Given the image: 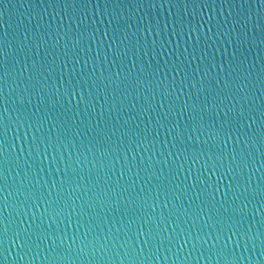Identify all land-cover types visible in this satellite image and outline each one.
<instances>
[{
  "label": "water",
  "instance_id": "water-1",
  "mask_svg": "<svg viewBox=\"0 0 264 264\" xmlns=\"http://www.w3.org/2000/svg\"><path fill=\"white\" fill-rule=\"evenodd\" d=\"M163 0H157L155 8L147 6L138 9L129 7V0H123L121 8L116 11L123 14L128 24L132 25V31H135L137 21L141 17H146L144 26L147 27L149 19L152 23L159 22L161 34L155 36L147 32L140 34L139 53L136 52L135 45L136 36L131 37V44L127 57H123L113 62L111 53H109L106 63L96 65L93 72V63L90 61L87 68H83L84 60L88 53L83 50H72V44L68 43L66 48V40L61 39L57 44L59 37L56 35L57 26L62 22L63 31L71 28L70 35H75L77 31H84L85 38L81 47L88 49L91 45L90 55L95 57L98 49H107V45L111 42L112 31L108 28V20L113 13L114 5L109 3L105 8V0H91L85 9L83 3H76L75 6L69 3L65 12L63 2L57 3L56 0H3L0 2V38H7L11 41L15 48H9L8 51L12 55L8 58V74L0 67V122H9V132L7 134L8 142L13 146L10 149L11 155L8 153L0 155V230L5 225L9 228V236L19 228L22 232V239L15 244L5 243L6 253H0V264H50V256L62 255L66 259L62 264H127L125 254L132 248L143 247L144 235L137 232L138 226L145 220L150 221L154 231L160 232L153 242L152 264H221L210 251L215 236L221 225L217 221L224 222V236L220 240V245L224 243V238L231 235L229 227L233 221L240 220V215L234 213V209L243 207L247 204L245 214L241 224H237V235L232 236L228 242L229 248L235 250L238 257L236 264H264V241L257 242L255 240L256 232H264V207H261V201L258 195L260 186L264 183V145H261L259 138L251 139L252 133L247 129H243V133L234 132L232 139L228 141L227 147L224 146L226 137L217 136L210 139V133L207 129L194 133L193 147L199 152L203 149L198 162L188 160L184 163L183 168H179V164L183 162V157L174 166L175 171L170 172L168 163L176 160L177 149L172 147V138L169 135L168 123L175 124L179 121L180 125L184 123L192 115L189 109L180 115V105L188 101L190 104L197 95L199 89L200 102L204 103L207 96L208 111L203 113L205 123L212 120L219 122L224 116V105L215 107V101L212 95L215 90L222 87L229 61L232 57V47L227 44H214L207 48V58L203 59V50L205 43L201 32H207L208 23H205L209 17L215 16L212 21L216 24L218 21L223 22L224 18L231 12L235 15L240 12V0H235V8L230 7V3H216L211 7L204 8L202 4L204 0H195V3H189L187 8V18L191 19L195 16L197 25L203 24V28L198 31H189L185 27L180 35L173 34L174 25L172 21L179 16L185 15L183 5L179 8H172L168 3H161ZM231 2V0H230ZM211 4V0H208ZM251 5L246 4L244 13L247 16L249 11L251 19L248 23L249 35L253 32L257 36V45H259V33L256 28L258 18L264 13L259 12V0H249ZM99 4V8H97ZM59 13V14H57ZM75 14L78 19L86 20L84 25H78L70 20ZM55 17V19H53ZM130 17V18H129ZM148 18V19H147ZM95 21V23H93ZM52 24V39L45 36L46 44H41L39 48L34 43H30L33 39V33L37 31V26L42 25L41 31L47 29ZM167 25V30L163 31ZM99 28L96 32V40L89 41L95 28ZM108 28V37H104V31ZM63 31L61 35H63ZM179 32V29H176ZM215 32L216 29L213 28ZM122 35V34H121ZM28 40H25V37ZM145 38H147L145 48ZM200 38L197 45V38ZM103 39V45L100 41ZM156 43L153 46V40ZM223 40L224 37L221 36ZM22 43H28V48H21ZM118 43V41H117ZM128 44V41H125ZM163 45V47H161ZM116 44H113L115 49ZM178 47V51H177ZM187 49V52H185ZM195 49V51H194ZM79 50L80 63L75 64L73 60L75 51ZM121 45V51H124ZM68 51L66 57L64 53ZM147 51L148 55H144ZM248 65H255L252 71L255 75L252 77V93L256 97V116L259 120V107L261 100L264 99L262 90L258 82V74L260 71V48L244 49ZM193 54L197 59H193ZM180 56V60L184 62V66L189 73V81L191 84H197L196 89H192L185 85L183 90L180 88V77H175V73L171 71L173 62L176 57ZM4 57L0 56V62L4 61ZM70 60V61H69ZM100 60L104 61V51L100 50ZM19 61V62H17ZM33 61L43 65L45 68L49 64H53L55 71L51 73L52 77L47 81L48 86L53 83L59 87L61 81L65 84L69 79L87 81L92 84L93 81L104 84L109 83L104 80V76L112 75L114 86L119 85L121 89L126 87V83H121L124 76L129 72L133 78L136 72L143 66L144 77L152 78L155 73V79L165 80L169 86L172 85L173 78L176 79L175 96H179L175 111L171 113L168 121H164L165 127L156 126V120H163L164 111L168 108L165 102L164 110H160V117L156 113H129L128 111L120 114L104 112V119L108 122L109 128L119 119L122 125L128 120L129 115L137 116L130 124L138 125L141 135L144 130L150 134L142 146L137 147L135 143L129 146H116V137L112 141L107 140V136L101 133L97 136L95 125L100 119L103 98L92 99V106L95 112L86 114L85 109L89 99L88 84L84 85V101H79L80 88L77 87V95L68 97L62 95L57 99L51 93L47 95L36 93L30 95L25 92L24 84L17 87L20 82L18 73L24 63L31 68ZM65 64L67 67H65ZM135 64V67L133 65ZM214 64L215 67L209 66V75L204 76L205 65ZM15 65L13 68L12 66ZM190 65V66H189ZM200 71H197V68ZM225 71H220L221 68ZM103 72V76L101 73ZM117 73H120L117 78ZM48 73H45L47 75ZM30 73H23V80L28 81ZM183 76V73H181ZM194 76V80L192 77ZM203 80V88L200 81ZM29 83H34L30 81ZM103 87V84H101ZM207 89V92L204 91ZM63 92V89L61 90ZM129 91H132L129 89ZM103 95V93H101ZM132 95L139 96L140 100H134V103H143V98L147 95L146 91L141 88L139 93L132 92ZM43 96V99L41 97ZM175 96L173 99H175ZM151 100V97H148ZM111 102V101H110ZM161 102V97L157 93L151 103L157 108ZM225 103H230L226 101ZM39 109V111H38ZM70 109V110H69ZM224 109V110H222ZM79 113V115H77ZM219 113V115H217ZM46 116L44 127L40 132L35 129L29 131L26 127H18V121L28 122V118L32 120ZM199 117H197V120ZM75 120V124H73ZM67 121L66 139L57 145L48 147L46 152L41 149L39 156L33 153V157H28V145L33 135L46 138L49 135L55 141L57 129L54 124H60ZM151 121V122H150ZM248 121H245L247 124ZM258 132L256 125L253 126ZM51 131V132H50ZM246 133L247 135H244ZM111 134L110 132L108 133ZM175 135V132L172 133ZM237 135H239V143H237ZM27 137V140H25ZM136 136H132L135 141ZM198 139V140H197ZM248 141L245 143V141ZM116 149L115 151H107V146ZM211 148V151H209ZM23 149V152H21ZM88 149H92L88 151ZM239 153L237 160L241 157L248 163V167L236 169L230 172L229 164L231 156ZM193 149L189 148L188 155L192 154ZM223 151L225 160L221 165L218 164L216 174L210 167L206 170L203 165L205 160L211 155L215 158ZM249 153L251 154L249 156ZM20 154V167H16V156ZM27 160V164L25 163ZM167 162V163H166ZM28 165H31L29 167ZM235 169L236 165H232ZM74 176L75 183L71 186L65 185L62 193H59L58 187L53 189V185L59 186L64 178L65 172ZM124 172V181L121 183L135 182V191L131 193L130 199L133 204L127 207L121 203L119 206L115 202L120 199L113 197L101 204V200L107 198L101 195L99 198L88 191L99 192V188L94 187V183L99 182L103 186L107 179V173L111 175V179L115 182L121 172ZM28 172L27 179L35 183L37 180L41 185H46L44 199L38 202L37 206H31L33 201L27 204L21 203L25 201L27 188L22 185L24 173ZM19 173V175H17ZM139 173V175H137ZM221 173H224L221 176ZM84 177V180H81ZM209 177L211 178L209 180ZM199 178V179H197ZM209 180L208 184L203 181ZM150 181V182H149ZM77 185L81 187L77 188ZM237 185L239 190L237 191ZM231 186V191H229ZM219 191H215L216 188ZM247 189L248 200L244 199L241 193ZM48 190H52L49 196ZM139 194V195H137ZM148 198L145 202V196ZM125 197L127 193L123 194ZM158 195V200L156 199ZM214 196V199H213ZM239 196V199L237 197ZM254 197V198H253ZM59 200L60 206L67 201L72 207L64 208L58 214L53 213L50 209L48 215L44 213V209L48 207V201ZM156 201L153 205V201ZM85 202L93 204V207L86 209V214L80 215L81 205ZM259 212V214H257ZM130 221L135 223L132 225ZM129 228L132 230L129 231ZM147 230V229H145ZM173 230L175 232L173 233ZM251 230L253 240L249 242L247 237L244 240L240 238V232L248 233ZM190 233V236H189ZM175 236L169 243L167 237ZM47 236L48 238H44ZM164 237L163 244L158 241ZM186 237L188 240L186 242ZM199 243H197V241ZM27 241V247L22 244ZM207 241V243H205ZM103 246V247H102ZM83 249V253L81 252ZM9 253H11L10 256ZM110 258L105 260L104 257ZM24 257V259H21ZM86 257V258H85Z\"/></svg>",
  "mask_w": 264,
  "mask_h": 264
},
{
  "label": "snow or ice",
  "instance_id": "snow-or-ice-1",
  "mask_svg": "<svg viewBox=\"0 0 264 264\" xmlns=\"http://www.w3.org/2000/svg\"><path fill=\"white\" fill-rule=\"evenodd\" d=\"M0 2H3V0H0ZM56 2L59 4L61 3V0H56ZM65 12L64 15L67 14L66 9L71 3L73 7L76 3H83L84 8H87L88 3L91 2V0H62ZM111 3L114 5L113 13L111 14V18L108 20V28L112 31L111 36V42L107 45V49H98L97 55L95 57H92L90 55L91 52V45H89L88 49H83L81 47L82 42L85 38V32L84 31H77L76 34L70 35L71 28L67 31H63L62 28V22L61 24L57 26L56 35L59 37V39L56 40V43L58 44L61 39L66 40V48L67 44H72V50H83L86 53H88L87 58L84 60L83 68L86 69L89 62L91 61L93 63V72L96 70V65L100 63H106L108 60L109 53H111V56L113 58V62H116L117 60H120L123 57H127L128 51L131 50L129 48V44H131V37L134 35L136 36L135 45L133 47H136L140 45V34L141 32L145 33L147 32L148 35H152L153 31L155 32V36L161 34V28L159 26V22L157 21L156 24L152 23V18L149 19V23L147 24V27L144 26V20L146 17H141L137 21V27L135 31H132V25L128 24L127 19L123 14H120L116 11L117 8H121L123 5V0H105V8H107V5ZM157 0H129V7H135L138 9H142L144 7H148L150 9L156 7ZM163 3H168L170 7L172 8H179L181 5H183L185 9V15L183 17L179 16L178 18L174 19L172 21L174 28H173V34L180 35L183 33V30L185 27L189 28V31H198L199 29L203 28V24L199 23L197 25L195 21V16L193 15L191 19L187 18V8L189 3H195V0H163L161 3V7H163ZM216 3V0H211V4L208 3V0H204L202 7L208 8L211 7ZM221 3H230L231 8H235V0H221ZM249 6V9L251 7L249 0H240V12H237L235 15H233L231 12L227 17L224 18L223 22H217L216 24H213L212 21L215 19V16H211L208 18V20L205 23H208L210 26L208 27L207 32H201L200 36L203 37L204 43H205V49L203 50V57L201 58V62L203 59L207 58V48L212 47L214 44H227L230 47H232V57L228 64L227 69V76L224 79L222 87L215 90L214 93L208 92V95H212L215 103V107H219L220 105H224V116L220 118L219 122L217 120H212L210 123H205L203 113H206L208 111V101L207 96L205 98L204 103L200 102L199 98V89L197 90V95L194 100H192V103L190 104L188 101H185L184 104L180 105V115L187 112L189 109L191 110L192 115L189 117V119L184 123L183 126L180 125L179 121H177L175 124L168 123V129H169V135L172 138V147L177 149L176 154V160H172L171 163H168L167 166L169 167V171L173 172L175 171V165L177 164V161L183 157V162L179 164V168H183L184 163L188 162V160H192L195 162H198L200 155L203 154V149H200L199 152L196 151L195 147H193V136L194 133L200 132L203 134V130L207 129V131L210 133L209 138L214 139L217 136H224L226 139L224 140V146L227 147L228 141L232 139L233 133H243V129L247 128L251 133L252 137L251 139H255L256 137L259 138V142L261 145H264V99L261 100V104L259 107V120H257L256 116V106L255 101L256 97L252 93V87H254V84L252 83V77L255 75V73L252 71V69L255 67V65H248V59L247 55L244 51L245 48H255L259 46L260 48V71L258 74V82L260 84L262 95H264V15H260L258 18V22L256 25V28H258L259 33V45H257V36L256 33L253 32V34L249 35L248 30V23L251 19L250 11L248 15L246 16L244 13L245 5ZM259 12L264 13V0H259ZM97 8H99V4H97ZM59 14V13H57ZM130 18V17H129ZM55 19V17H53ZM148 19V18H147ZM71 21H74L78 27L80 25H84L86 20H80L78 17L73 14L70 17ZM95 23V21H93ZM42 25L37 26V31L33 33V39L30 43H34L37 48L41 46V44H46L47 41L45 40V36H48L49 39H52V24H49L47 26V29H45L43 32L40 30ZM108 28L104 31V37H108ZM179 29V32L176 31V29ZM213 28L216 29V31H213ZM167 30V25L163 29V31ZM63 31V35H61V32ZM99 31V28H95L93 30V33L91 36H88L87 39L89 41H95L96 40V32ZM122 34V35H121ZM221 36L224 37V39H221ZM145 48L147 47L146 41L147 38H145ZM25 40H28V37H25ZM118 41V43H117ZM125 41H128V44H125ZM103 39H101L100 43L103 45ZM200 38H197V45H199ZM155 39L153 40V46H155ZM113 44H116L115 49H113ZM121 45L124 46V51H121ZM15 48L13 43L7 38H0V56H3L5 59L4 61L0 62V67H2L5 71V74H8V58L12 55L8 51L9 48ZM28 43H22L21 48H28ZM163 47V45H161ZM79 50L75 51L74 58L71 61H74L75 64L80 63L79 57ZM100 50L104 51V61L101 62L100 60ZM177 47V51H178ZM140 48L136 47V52L139 53ZM195 51V49H194ZM185 52H187V49H185ZM64 55L67 57L69 55L68 51L64 53ZM144 55H148V52L145 51ZM193 59H197L195 55L193 54ZM70 61V60H69ZM176 61L173 62L171 71L175 73V77H180V88L181 91L183 90V87L187 85L188 87L192 89L197 88V84L195 82L189 84V73L187 72L186 67L184 66V62L180 60V56L176 57ZM19 62V61H17ZM53 64H49L47 68H45L43 65L37 64V62L33 61L31 68L28 67V64L25 62L23 67L21 68L20 72L18 73V79L19 83L17 84V87H20L21 84H24V90L25 92H29L30 95L36 94V93H43L47 95L48 93H51L54 95L57 99H59L62 95H67L68 97H74L77 95V87L80 88V96L79 101L83 102L84 97V85L88 84L87 81L83 80H76L75 83H73V79H69L68 82L65 84L63 81H61L59 87L56 86L55 83H53L51 86H48L47 81L51 79L52 75L51 73L55 71V67ZM190 66V65H189ZM209 66L212 68L215 67L214 64H208L205 65L204 70V76L207 77L209 75ZM13 68L15 65L12 66ZM65 67L67 65L65 64ZM135 67V64L133 65ZM25 71H29L30 75L28 77V81L23 80V73ZM197 71H200V68L198 66ZM220 71H225V69L222 67ZM45 73H48L45 75ZM181 73H183V76H181ZM103 72L101 73V76H103ZM120 73H117V78L119 77ZM155 73H152V78H145L144 77V68L141 66V68L136 72L135 77L133 78L132 73L129 72L124 76V80L121 81V83H126V87L121 89L119 85L114 86V81L112 80V75L109 73L108 76H104V80H107L109 83L104 84L103 81L100 83H96V81H93L92 84H88V96L91 98L89 99L85 112L87 115H89L91 112H95L94 106H92V99L94 97L96 98H103L104 105L102 106V111L100 115V119L97 120V123L95 125V130L97 132V136H99L101 133H103L105 136H107L108 141H112L113 137H116L117 134H119L118 139L116 140V146H131L133 143L137 147L142 146L144 141L147 140L148 135L150 134L147 130H144L143 135H141L139 126L135 124H130L129 121H134L137 116L129 115L128 120L124 121V123L121 125L119 123V119L109 128L108 122L104 119V112H108L109 115L111 113H117L120 114L122 112L128 111L131 113H156L157 117H160V110H164L165 102L168 103V108L164 111L163 114V120L157 119L156 120V126L158 127H165L164 121H168L169 116L173 111H175L177 102L179 100V96H175V87H176V79L173 78L172 85L169 86L167 83H165V80H158L155 79ZM2 79V77H0ZM194 80V76L192 77ZM30 81H34V83H29ZM201 88H203V80L200 82ZM101 84H103V87H101ZM141 88H143L147 95L143 98V103H134L133 101H139V96L132 95V92L139 93ZM63 89V92L61 91ZM131 89L132 91H129ZM205 92H207V89H204ZM103 93V95H101ZM157 93L161 97V102L159 104V107L157 108L156 105L151 103V100H154ZM175 96V99L173 97ZM151 97V100L148 98ZM43 99V96L41 97ZM111 101V102H110ZM226 101L230 103H225ZM70 110V109H69ZM39 111V109H38ZM79 115V113H77ZM219 115V113H217ZM197 117L199 119L197 120ZM47 119L46 116L40 117L38 119L32 120L31 118H28V122L25 123L24 121H18V127H26L29 131H32L35 129V132H40L41 128L44 127V122ZM245 121H248L247 124H245ZM151 122V121H150ZM73 124H75V120H73ZM256 125L259 129L257 132L256 129L253 127ZM53 127L57 129L55 141L52 140L51 136L49 135L46 138H42L37 135H33L32 140L29 142L28 148V157L32 158L33 153H36L37 156L41 154V149H43L44 152L48 150L49 146L57 145L62 143L66 139V128H67V121L60 123V124H54ZM9 132V122H0V155L8 153V155H11V150H13V146L9 144L7 134ZM51 132V131H50ZM111 133L110 135L108 133ZM175 132V135H172V133ZM135 135L136 139L135 141L132 140V136ZM244 135H247L244 133ZM25 140H27V137H25ZM198 140V139H197ZM248 141L246 140L245 143ZM237 143H239V135H237ZM189 148H192V154L189 156L188 151ZM92 149H88V151H91ZM116 149L112 148L110 145L107 146V151H115ZM209 151H211V148H209ZM21 152H23V149H21ZM235 153V149H234ZM239 153H235L231 156V163L229 164V171L233 172L236 169H241L248 167V163L245 161L243 157L237 160ZM251 154L249 153V156ZM262 156H264V152H262ZM21 156L20 154H17L16 156V167H20V161ZM225 160L223 151L216 155L215 158L213 156H209L207 160H205V163L203 167L207 170L209 168V162H211L210 167L213 169V174H216L218 164L221 165L219 168H222V162ZM25 163L27 164V160H25ZM167 163V162H166ZM232 165H236V168L234 169ZM31 167V165H28ZM19 175V173L17 174ZM107 179L104 181L103 186L100 185L99 182L94 183V187L99 188V192L93 191L92 188H89L88 191L92 192L94 196L99 198L101 195L105 196L106 200H101V204L106 203L107 200H111L113 197H119L120 199L116 200L115 202L119 206L121 203L124 204L125 207L128 205H131L134 203L131 197V193L135 191V182L132 183H121V181H124V172L122 171L119 175V178L113 182L111 179V175L108 173ZM139 175V173H137ZM224 173H221V176H223ZM28 172L24 173V179L21 181L22 185H24L28 190L25 194V201H22L21 203L27 204L28 201H33V204L31 206H37L38 202L44 199L45 192L44 189L47 187L46 185H41L40 182L37 180L35 183H32V181H29L27 179ZM0 178H6V177H0ZM199 179V178H197ZM211 178L209 177V180ZM81 180H84V177H81ZM209 180L203 181V183L208 184ZM150 182V181H149ZM75 183L74 176H71L66 171L64 174L63 180L60 182L59 186L53 185V189H56L58 187L59 193H62L64 190L65 185L71 186ZM81 187V185H77V188ZM52 190H48V195H51ZM231 186H229V191H231ZM239 190V185H237V191ZM215 191H219V188L217 187ZM127 193L128 196L125 197L123 194ZM247 189H245L244 193H241V195L244 196L245 200H248ZM139 195V194H137ZM255 195L259 196V199L261 201V207H264V183L261 184L260 190L258 193H255ZM148 198H151L148 194L145 196V202ZM254 198V197H253ZM158 200V195L157 198ZM214 199V196H213ZM239 199V196L237 197ZM48 207L44 209V213H47L50 209L53 211V213L58 214V208L59 211L62 212L64 208L72 207L67 201L64 202L62 206H60L59 200L55 201H48ZM156 201H153V205H155ZM93 204H89L88 202H85L81 205L80 208V215L86 214V209L93 207ZM247 208V204H244L243 207H238L237 209H234V213H238L240 215V220L233 221L232 224L229 227V231L231 232V235H228L224 238V243L221 246L220 240L224 236V222L218 220L217 224L221 225V227L218 230V234L215 236V243L212 244L210 251L212 254L216 255L221 264H235L237 262V255L234 249L229 248V241L232 239V236L237 235L238 228L236 227L237 224H241L243 221V217L245 214V209ZM130 223L133 225L135 222L130 221ZM262 224H264V221H262ZM150 221L145 220L144 223L140 224L138 226L137 232L139 235H144L145 239L143 241L144 246L140 248H132L125 254V258L127 260V264H152V258L155 255L153 252V249L156 247H153V242L156 241V237L160 235V232L154 231L153 228L150 226ZM147 229V230H145ZM235 229V230H234ZM132 229L129 228V231ZM175 230H173V233ZM13 238L9 239V228L7 225L3 228V230H0V253H6L7 248L4 247L5 243L15 244L17 239H20L22 236V232L19 228H17L13 233ZM260 235L264 237V232H261ZM190 236V233H189ZM44 238H48L45 236ZM175 236H169L167 237L169 243H171L172 239H174ZM165 238L161 237V239L158 241L160 244H163V240ZM188 238L186 237V242ZM197 243H199L198 240H196ZM207 243V241H205ZM27 241H25L22 244V247H27ZM83 253V251H81ZM86 258V257H85ZM110 258V253L108 256L104 257L103 259L107 260ZM23 259V257H21ZM50 264H62V262L66 259L62 255H55L50 256Z\"/></svg>",
  "mask_w": 264,
  "mask_h": 264
},
{
  "label": "clouds",
  "instance_id": "clouds-1",
  "mask_svg": "<svg viewBox=\"0 0 264 264\" xmlns=\"http://www.w3.org/2000/svg\"><path fill=\"white\" fill-rule=\"evenodd\" d=\"M45 214L48 215V214H50V213H49V211H48V212L45 213ZM257 214H259V212H258ZM234 230H235V229H234ZM245 237H247V240H248L249 242H251V241L253 240V235H252V233H251V230H249L248 233H245V232H243V231L240 232V238H241V240H244ZM12 238H13V234H12L11 236H9V239H12ZM20 239H22V236H21ZM20 239H17L16 242L19 241ZM255 240H256L257 242H261V241H264V237H262V236L260 235L259 232H256V233H255ZM102 247H103V246H102ZM81 251H84V250L81 249ZM10 255H11V253H9L8 256H10ZM213 256H214L215 258H217V260H219V258H218L216 255L213 254ZM23 259H24V257H23ZM234 264H235V260H234Z\"/></svg>",
  "mask_w": 264,
  "mask_h": 264
}]
</instances>
